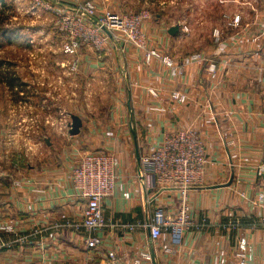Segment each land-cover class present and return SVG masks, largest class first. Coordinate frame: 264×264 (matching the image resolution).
Segmentation results:
<instances>
[{"label": "crops", "instance_id": "1", "mask_svg": "<svg viewBox=\"0 0 264 264\" xmlns=\"http://www.w3.org/2000/svg\"><path fill=\"white\" fill-rule=\"evenodd\" d=\"M158 3L155 18L145 20L142 30L150 45L184 64L181 76L170 77L157 60L145 65L132 47L119 55L108 40L100 61L92 60L93 53L79 54V80L96 95L78 100L83 113L77 115L82 121L78 134L43 135L44 147L22 145L18 121L0 115V223L14 226L13 233H0V264H105L109 250L120 257L117 264H129L141 246L159 263L235 264L234 250L242 236L249 245L248 264H264V205L251 204L264 191V170L259 169L264 165V0H199L188 5V21L172 23L166 22L165 8L175 2ZM235 15L237 23L232 22ZM175 24L178 31L170 35ZM196 53L204 60H188ZM209 63L215 64L213 71ZM40 83L26 89V84L0 78L12 94V108L20 105V93L46 86ZM103 89L111 91L110 114L104 119L98 116ZM177 89L187 97L184 104L169 99V92ZM82 104L96 107V113H84ZM179 128L195 131L203 141V185L189 193L191 225L175 239L163 232L152 240L140 225L146 213L161 204L166 215L174 214L177 196L174 191L155 192L157 201L146 204L155 193L136 177L137 155ZM96 149L114 155L117 184L103 201L108 226L98 233L102 244L89 250L83 231L76 229L82 204L67 175L75 159ZM229 220H239V225L223 228ZM120 223L137 226L125 232ZM34 229L41 232L19 239ZM166 247L172 252L165 253Z\"/></svg>", "mask_w": 264, "mask_h": 264}, {"label": "built area", "instance_id": "2", "mask_svg": "<svg viewBox=\"0 0 264 264\" xmlns=\"http://www.w3.org/2000/svg\"><path fill=\"white\" fill-rule=\"evenodd\" d=\"M35 1L39 6H48L49 4L48 0ZM75 14L80 29L79 40L77 36H72L64 46V52L71 56V60L67 61L68 73L77 72L80 69L81 60L76 54L80 45L85 44L90 48L92 46L94 58L100 61L101 53L105 50L107 41L110 40L119 55H124L132 47L141 53L142 62L145 65L157 60L170 77H179L183 74V63L176 62L172 56L164 53L159 47L148 43L142 30L143 22L149 18L147 12L128 15H119L110 10L99 12L92 0H84L76 4ZM238 20L239 16L235 15L232 22L237 23ZM182 30L187 32V26L183 25ZM201 59L203 58L198 53L192 54L188 58L191 61ZM207 68L209 71H213L215 64L209 63ZM148 91L153 97L157 96L155 90L148 89ZM169 99L172 103L184 104L187 97L177 89L169 92ZM44 121L48 122V118L45 117ZM137 158L136 177L143 186L147 187L146 190L154 193L174 191L177 196L174 201L177 210L174 214L166 215L163 205L156 204L151 211L146 213L140 225L149 230L152 240L159 239L163 232L169 233L175 239L180 236L182 229L191 225V209L188 203L190 191L203 185L207 166L203 141L195 131L179 128L165 133L160 141L149 143L145 152L137 155ZM259 169L263 171L264 165ZM115 170L114 155L103 149L85 151L69 165L67 176L72 184L75 197L82 204V219L76 225V229L83 231L81 233L83 243L89 250L96 249L102 244V238L98 233L108 226L103 201L113 194L116 187ZM147 178L149 181L146 180ZM20 184V181H14V185L19 186ZM123 196L128 197L129 194L125 192ZM156 197V193L152 197H147L146 204L150 205L152 201H157ZM241 197H244L243 193H241ZM251 204L264 205V191H259L255 198L251 199ZM261 222L264 224V216L261 218ZM118 225L125 232L131 231L137 226V224L122 223ZM199 225L205 226L204 223ZM238 225L239 220H229L223 228H234ZM251 226H256V222L251 221ZM13 232L14 226L11 223H0V233ZM40 232V229H34L19 239L22 240ZM248 247L246 237H239L234 250L235 264H248ZM164 252L171 253L172 249L166 247ZM153 261L157 264H168V262L159 263L156 255L150 249L141 246L134 252L129 264H153ZM104 263H120V257L114 250H109ZM192 264L202 263L195 261Z\"/></svg>", "mask_w": 264, "mask_h": 264}, {"label": "rangeland", "instance_id": "3", "mask_svg": "<svg viewBox=\"0 0 264 264\" xmlns=\"http://www.w3.org/2000/svg\"><path fill=\"white\" fill-rule=\"evenodd\" d=\"M82 1L84 0H48V6H39L35 0H3L0 4L4 28L7 29L4 34L0 33L1 80L23 82L27 85L26 89H29V85L35 87L40 82L46 83V86H40L37 91L33 88L29 93H20V105L14 108L8 106L12 94L4 84H0V115H9L18 121L22 145L36 143L39 147H44L43 135L68 134L70 114H83L77 107L80 103L78 100L96 95L91 86L87 90L81 84L79 70L68 73L66 68L71 56L64 52V46L72 36H77L79 40L80 29L75 6ZM92 1L96 7L99 6V12L110 10L119 15L147 12L149 18H155L160 7V0ZM167 1L175 2L165 8L167 23L178 19L188 21L191 13L188 5L199 3V0ZM87 52L93 53L92 46L90 48L82 44L76 54L79 57V54ZM92 60L96 62L95 58ZM95 62L91 65H96ZM39 69L45 73H39ZM110 95L109 89L101 92L98 116L102 119L110 114ZM81 106L84 113H96V107L93 110L92 106ZM45 117L48 122L44 121Z\"/></svg>", "mask_w": 264, "mask_h": 264}, {"label": "water", "instance_id": "4", "mask_svg": "<svg viewBox=\"0 0 264 264\" xmlns=\"http://www.w3.org/2000/svg\"><path fill=\"white\" fill-rule=\"evenodd\" d=\"M178 28H179V26L177 24L172 25L171 27H169L168 33L170 35H173L178 31ZM70 118H71V121L68 125V127H69L68 133L70 135H76L80 131V128L82 126V121L77 115H74V114H70ZM46 143L49 144L48 139H46ZM153 264H157V263L155 261H153Z\"/></svg>", "mask_w": 264, "mask_h": 264}, {"label": "trees", "instance_id": "5", "mask_svg": "<svg viewBox=\"0 0 264 264\" xmlns=\"http://www.w3.org/2000/svg\"><path fill=\"white\" fill-rule=\"evenodd\" d=\"M3 3V0H0V4H2ZM3 17H2V15H1V12H0V33H2V34H4L5 32H7V29H5L4 28V21H3ZM1 74V73H0ZM5 74H7V73H5ZM5 81V80H4ZM18 81V80H17ZM5 82H7V83H11L12 82V79H9V81H5ZM19 85H25V83H23V82H20L19 83Z\"/></svg>", "mask_w": 264, "mask_h": 264}]
</instances>
